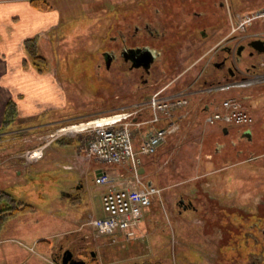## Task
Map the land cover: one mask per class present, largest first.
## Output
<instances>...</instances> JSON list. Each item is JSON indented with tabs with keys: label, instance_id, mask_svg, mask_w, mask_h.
I'll return each instance as SVG.
<instances>
[{
	"label": "rangeland",
	"instance_id": "obj_1",
	"mask_svg": "<svg viewBox=\"0 0 264 264\" xmlns=\"http://www.w3.org/2000/svg\"><path fill=\"white\" fill-rule=\"evenodd\" d=\"M46 1L52 6L65 5L71 13L81 10L74 7L80 3L82 10L78 16L73 13L65 16L64 23L54 31L65 37L56 41L58 56L50 64V70H57L61 84L62 106L46 111L39 118V123L46 125L19 134V142L14 141L13 145H17L15 151L20 162L8 174L7 164L2 161L7 153L3 150L16 139L1 134L8 127L0 126V189H4L6 179H15V169H19L23 181L8 186L16 190V197L32 206L31 211L8 219L1 229L0 264H5V257L9 264L25 259L29 260L23 264H61L50 257L60 245L63 250L72 249L86 264H264V253L259 250L260 245L256 247L254 243L256 237L261 238L264 229V65H261L264 52L250 57L244 50L235 58V64L244 70L257 65L255 70H249L250 84L212 90L204 100L199 98V102L190 105L187 102L184 109H180L186 118L179 121L178 132L168 135L154 154L140 156L141 165L145 167L141 178L159 188L160 196L151 205L153 214L146 226L148 232L143 234L140 224L138 238L125 244L122 237L97 235L88 222L101 213L103 188L94 183L96 170L109 166L110 173L122 172L130 178L127 168L99 163L87 156L83 132L49 136L62 126L108 114L49 123L52 119L74 117L101 108L111 112L132 103L143 104V112H146L144 103L149 95L166 83H170L166 90L188 92V87H183L186 71L182 70L189 64L197 63L198 67H206L211 72V62L218 59L216 54L225 45L230 46L234 59L240 42L264 39L263 18L251 20L243 29H235L238 19L258 12L264 7V0H213L200 4L205 18L213 19L215 32L200 40L197 34H189L188 39L179 34L177 39L171 40L177 32L170 36L167 44H163L164 39L160 44L153 43L155 47H162L153 68L165 77L162 83L148 87L141 95L139 92L133 95L135 87L128 82L127 75L116 72L113 67L106 69L101 56L103 48L111 46L107 37L115 31L113 19L138 0ZM122 18L127 24L128 17ZM222 33L223 38L218 40ZM193 44L197 49L190 55ZM209 44L213 52L205 53ZM178 73L183 75V80L180 78L183 82L177 78ZM221 78L224 76L217 77L212 84L224 82ZM181 83L183 85L177 87ZM226 96L243 100L253 117L250 124L223 126L220 123L208 125L204 121L207 112ZM205 103L209 104L208 111H203ZM36 121L33 122L38 123ZM24 122L27 125V121ZM224 127L228 129L227 134L222 132ZM245 130L251 132L250 139L242 136ZM43 144L46 146L42 158L29 160L26 157L27 150ZM240 148L243 149L241 157L247 156L241 165L234 166L239 163L233 159V155L238 156L234 151ZM76 183H81L79 189H75ZM179 199L185 203L190 200L193 206L184 209L178 205ZM256 221L260 227L251 226ZM45 235H48L47 243L34 242L36 237ZM261 245L263 247L264 243ZM89 251L94 256L87 255Z\"/></svg>",
	"mask_w": 264,
	"mask_h": 264
},
{
	"label": "built area",
	"instance_id": "obj_2",
	"mask_svg": "<svg viewBox=\"0 0 264 264\" xmlns=\"http://www.w3.org/2000/svg\"><path fill=\"white\" fill-rule=\"evenodd\" d=\"M258 18L264 19V7L243 19L239 18L235 29H243L251 20ZM250 79L218 82L207 89L208 91L228 90L231 87L250 84ZM168 84L170 83L154 90L145 101L144 108L150 111V116L147 118H137L136 116L143 113V104L132 103L121 107L117 112L62 126L49 134L50 137L55 138L57 133L83 132L86 136L84 151L87 156L99 163L127 168L126 172L130 178L125 177L122 172L113 174L102 170L94 175V183L103 188L100 195L101 214L90 219L88 224L97 235H113L115 238L118 237L117 233H121L125 240L138 238L143 209L151 204L152 199L160 196L159 188L152 184L148 185L141 178L140 156L154 154L168 135L175 134L179 130L177 115L188 102V92L166 90ZM132 117L136 119L133 120ZM204 121L208 125L216 123L223 126L248 125L253 121V117L244 106L242 99L226 96L207 112ZM141 126L145 129L141 130ZM135 129L138 134L137 147L133 143ZM45 146L46 144H43L33 150H27L26 157L29 160L41 158Z\"/></svg>",
	"mask_w": 264,
	"mask_h": 264
},
{
	"label": "crops",
	"instance_id": "obj_3",
	"mask_svg": "<svg viewBox=\"0 0 264 264\" xmlns=\"http://www.w3.org/2000/svg\"><path fill=\"white\" fill-rule=\"evenodd\" d=\"M44 1L47 4V6L45 8H39V7L37 8L30 2V0H0V126L4 125L5 128L8 127V129L3 131L1 134L4 133V136L6 138L16 139L13 140L12 144H8L9 146L6 145L5 150H3V152L7 153L4 159L2 160L7 164L6 167L7 174L10 173L13 170V167H16V165H18L20 162L18 161V151L17 152L15 151L17 145L15 146L13 145V143L19 142L18 140L19 134L23 130L34 131L36 130L37 127L46 125L45 123H39L40 122L39 118H41L42 115L46 114V111L56 110L58 107L62 106V102H63V95L61 94V88H60L61 84L59 83L60 81L56 73L57 70L54 69L50 70V64H52L51 61L55 60V57L57 55L55 48L56 41L58 42L59 39H65V37H62L60 33H55L54 31L57 28H59L60 24L64 23L65 16H69L72 13L74 14V16L80 15L82 7L80 3L78 6L74 5V7H77V9L80 8L81 10H75L72 11L71 13L70 10H67L68 7L65 5H61L60 7L57 5L52 6L50 2L46 0ZM184 9H185L184 10L185 13L186 10L187 12L189 10L190 11L196 10L198 11L199 14L201 13L200 6L193 5V3L185 4ZM202 15L203 13H201L198 16H192V14L191 15L187 14L184 17V20L180 25V28L178 29V31H176L178 32V35L171 38V40L177 39L179 34L181 35L180 37L183 39H188L189 34H191V36L197 34L199 35V37H197V40H200V39H204L205 37H208V35L212 31L215 32L213 28L214 26L213 19H207L205 18L206 16L204 15L203 17H201ZM58 32H60V30H58ZM223 33L217 38L218 40L219 38L220 39L223 38L224 36ZM192 39L196 40L194 37H192ZM30 40L34 41L37 53L41 55L47 62L46 65L47 69H44L43 71H38L36 67L32 64L31 59L25 48V42ZM167 41H169V38L167 39ZM193 45L197 49V45L195 44ZM198 45L200 46L199 43ZM206 48L207 49H204L205 53H207L209 50L212 51L211 49L212 44H209ZM185 69L182 71H185ZM203 69L204 68H201V66L200 67L197 66L188 71L186 70V72L184 73V75L186 76L184 77V79H186L184 81V85L181 83L178 84L177 87L178 86L181 87V85H183V87L188 86V80L194 78L195 79L198 78L199 79L198 82H200L202 78ZM211 72H207L206 74L207 75L209 74L210 77ZM177 75H179V73ZM211 78L213 77L211 76ZM224 80L228 81V79H224ZM210 85H212V83L198 85L196 86V88L203 90L205 88H208V86L210 87ZM246 97H249V95ZM199 98L204 100L205 98L204 93L202 94L199 93L194 95L187 94L189 105L194 102H199L198 101ZM9 100L13 101V103L15 104L16 115L15 117H13V119L5 121L4 119L5 107H6L5 105ZM208 105L209 104L205 103L203 111L209 110ZM120 109L121 107L120 108L118 107V109H112V111L109 112L110 111L109 109L101 108L96 111L85 112L81 115L76 114L77 116L74 117L69 116L68 118L63 117V118L52 119L49 121V123H57L61 121H66L67 119H74V118H85L87 116H93V115L102 116L112 112H117ZM180 111H178L177 120L183 122V120L186 118V115L185 114L183 115V113L181 114ZM149 116H150V111L147 108L146 112H143L136 117L139 119H144ZM136 117H132L131 119L135 120ZM14 119H18L20 120V122L17 121H15L16 123L13 122ZM34 119H37L36 122L38 123H34L33 122ZM24 121H27V125H24L26 123ZM14 125H18V126H14ZM143 128L145 129L144 126H141V130ZM246 131L249 130H245V132ZM222 132H224V134H227L228 129L224 127L222 128ZM245 132H243V134ZM168 137H166L165 141L160 145V147L166 142ZM249 137H251V132ZM133 143L135 147L138 146V134L136 129H135V137ZM12 145L14 146L15 149L12 148ZM244 150L247 151V149ZM234 152H236L238 156L233 155L234 157L233 159L234 160L237 159V162H239L237 164L234 163L235 164L234 166L241 165L243 163L242 159H244L247 155H245L244 158L241 157V154L243 152V149L241 150V148L237 151L235 150ZM107 169H109V166L106 169H102V171L109 172V170ZM141 169H143V173H144L145 171L144 165L141 166ZM96 171L99 172L101 171V169H98ZM15 173L16 175L14 180L11 178L5 180L4 189L5 190L11 189L10 190L11 193L16 197L17 194L16 190H14V188L8 185L19 184L20 182L23 181V179L18 174L20 173L19 169H15ZM28 173H29L28 178L31 179L29 169H28ZM145 181L148 182L150 180L146 179ZM152 185L154 184L152 183ZM154 199H156V197ZM154 199H152V202L149 206L143 209V216L141 223V229L143 231L142 232L143 234L144 232H148L146 230V226L150 223L152 219L153 208L151 205L154 202ZM100 214L101 213H99V215ZM117 235L118 238L121 239L122 234L117 233ZM47 236L48 235H45L44 237L38 236L34 239V242L37 243L38 245L40 243L42 244L44 243L43 240H47L46 239ZM121 241L123 244H125V242H129L131 240L121 239ZM28 260L29 259H25L22 261L15 260L14 264L27 263ZM4 261L5 264H9L7 257L4 258Z\"/></svg>",
	"mask_w": 264,
	"mask_h": 264
},
{
	"label": "flooded vegetation",
	"instance_id": "obj_4",
	"mask_svg": "<svg viewBox=\"0 0 264 264\" xmlns=\"http://www.w3.org/2000/svg\"><path fill=\"white\" fill-rule=\"evenodd\" d=\"M209 1L213 0H203L202 2L200 0H138L137 4L133 3L131 6L129 5L127 7V11H119L117 13V17L113 19L114 23H116L115 31L113 30L111 35L107 37V39L111 41V46H108L107 49H104V47L101 52L104 67L106 69L113 67L116 72L121 73L122 75H127L128 82L135 87L132 92L133 95L136 92H139L141 95L148 87L154 86L158 83H162V79L163 77H165V74L162 76L160 71H156L153 68V63L157 55H159V53L161 52L162 47H155L153 43L156 45L160 44L161 39H164L165 42L163 44H166L167 39L170 38L171 35H175L177 33L176 31H178V29L180 28V25L182 24L184 17L187 14L198 16L202 13L201 12L199 14L196 10H189L188 12L186 10L185 13V4L193 3V5L199 6L200 4H208ZM218 3L220 6H223V3ZM122 16L128 17V20L126 22L127 24H124L125 20L124 18H122ZM254 39L257 38H251L246 40L245 42H240L238 44V48L236 51L237 54L234 59H232L230 55V46L225 45L224 47H222L221 51L216 54V58L218 57V59L211 62L213 70L210 75L213 78H211V76L209 77V74H206L207 72H210V70H206L205 67L202 71V78L200 82H198V78L188 80L189 86H186L189 89L188 94L194 95L204 93V95L206 96L209 92L208 89L205 88L203 90H200L197 89L196 86L206 83L211 84L216 81V77L219 78L220 76H224V79L228 80L234 78L237 80H246L252 78V74L248 75V73H250L249 70H255L257 65H253L251 68L246 67L244 70L238 67L235 64V61L239 57V55L243 53L244 50L250 57L254 56L255 54H260L257 53L254 48L258 46L253 42ZM149 49L154 53V58L150 62L148 67H146L141 64V61L143 53ZM195 50V46H191V49L189 51L190 55H192L191 53H193ZM135 63L138 64L136 65ZM197 66V63H192L191 65L189 64L186 67L185 71L193 69ZM174 67H177V65H174ZM183 75L179 74V76L177 75V78L181 80V77ZM242 136H246V138L248 139L251 138L248 137L245 133L242 134ZM74 187L75 189H79L81 187V183H76ZM178 205H181V207L184 209L193 206L190 200L185 203L183 199H179ZM251 226L255 228L260 227L258 221H256ZM261 232V238L259 239L256 237L254 243L256 247L260 245L259 250L262 251L263 254L264 246L262 247L261 244L264 243V240L262 241V243L259 240L264 238V229H262ZM62 248L63 247L60 245L55 251L51 250L52 252L50 257L52 258V260L61 261L62 254L66 250H63ZM71 252L72 258L80 259L75 256L72 249ZM92 253V251H89L87 255H90L91 257Z\"/></svg>",
	"mask_w": 264,
	"mask_h": 264
},
{
	"label": "trees",
	"instance_id": "obj_5",
	"mask_svg": "<svg viewBox=\"0 0 264 264\" xmlns=\"http://www.w3.org/2000/svg\"><path fill=\"white\" fill-rule=\"evenodd\" d=\"M30 2L37 8H45L47 6L44 0H30ZM25 48L32 64L38 71H43L46 66L45 59L37 53L34 41H26ZM15 115V104L9 100L5 107V121L11 120ZM31 210L32 206L29 202L20 197H15L10 190L0 189V231L8 219ZM43 242L47 243L48 241L43 240Z\"/></svg>",
	"mask_w": 264,
	"mask_h": 264
},
{
	"label": "water",
	"instance_id": "obj_6",
	"mask_svg": "<svg viewBox=\"0 0 264 264\" xmlns=\"http://www.w3.org/2000/svg\"><path fill=\"white\" fill-rule=\"evenodd\" d=\"M253 42L258 45L256 47H254L255 50L257 51V53H263L264 52V41L260 40V39H255V40H253ZM153 58H154V53L149 49L143 53L141 64L148 67V65L153 60ZM135 64L137 65L138 63H135ZM245 134L248 137L250 136L249 131H246ZM140 173H143V169H140ZM147 184L151 185V181H148ZM92 255L94 256V253H92ZM60 263L61 264H85V261L82 259L72 258L71 250L66 249L62 254V258H61Z\"/></svg>",
	"mask_w": 264,
	"mask_h": 264
}]
</instances>
